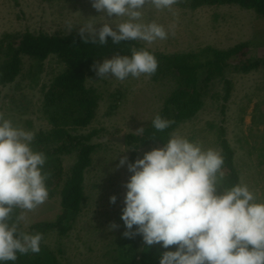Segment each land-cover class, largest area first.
Segmentation results:
<instances>
[{"label": "clouds", "instance_id": "9594fccd", "mask_svg": "<svg viewBox=\"0 0 264 264\" xmlns=\"http://www.w3.org/2000/svg\"><path fill=\"white\" fill-rule=\"evenodd\" d=\"M181 0H91L101 15L74 23L67 19L66 32L79 26L84 44L106 46L142 41L152 45L175 34ZM149 12H168L173 22L148 21ZM101 25L97 27V25ZM158 60L148 47L130 49L93 64L100 79L151 76ZM173 121L157 114L153 129L163 132ZM36 133L14 124L0 111V264H15L21 255L38 254L43 234L29 231V215L49 199L45 171L47 156L33 147ZM120 156V155H119ZM131 174L121 220L123 235L142 236L147 246L164 249L159 264H264V199L243 181L224 186V158L215 148L172 134L162 147L130 161L120 157L117 167ZM117 195L110 202H117ZM18 214L13 218L15 210ZM112 229L119 225L113 223ZM171 246H176L174 250Z\"/></svg>", "mask_w": 264, "mask_h": 264}, {"label": "rangeland", "instance_id": "374dc122", "mask_svg": "<svg viewBox=\"0 0 264 264\" xmlns=\"http://www.w3.org/2000/svg\"><path fill=\"white\" fill-rule=\"evenodd\" d=\"M176 9L178 20L175 34L167 40L146 45L148 48L173 54L199 52L208 46L228 49L240 42H251L249 56L264 54V15L256 9H246L237 4L203 6L196 10L176 5ZM99 15L101 13L92 7L91 0H0V36L5 32L26 30L70 34L79 32V26L66 32L64 24L67 19L74 23H83L88 19L100 21L102 17H89ZM146 19L156 20L167 27L174 18L168 12H149ZM44 64L38 83H33L29 77L21 80L19 76V83L16 82L19 90L15 84L0 89V111L5 113L6 118L12 114L19 117L20 126L35 132L52 127L40 112L42 86L49 82L53 70L60 69L54 58L46 60ZM227 78L233 85L229 99H224V82L215 79L209 84L203 109L172 134L183 135L205 148L211 147L221 152L214 126L224 128L223 138L235 151L240 181L247 183L260 199H264V69L248 74L228 73ZM97 79L95 75L93 83L103 92L114 93L122 89L124 95L118 104L103 99L93 123L78 132L97 130L96 141L107 144L97 150L87 170L85 185L88 199L73 227L66 236H59L57 231H53L44 239V243L55 250L60 264H134L140 257L137 252L134 256H122L124 247H130V243L125 241L128 238L123 235L126 229L121 220L126 192L124 185L129 172L126 165H117L120 157H129L131 153L124 143L126 136L142 133L164 106L167 91L174 81L172 77H161L155 82L151 76L130 77L123 82L114 78ZM14 90H17L16 100L20 101L22 108L13 111L11 106H15L13 102L11 105V97ZM111 105L115 109H110ZM28 120L32 124H26ZM75 157L65 156V177ZM114 194L118 199L112 204L110 197ZM62 210L61 197L57 194L29 215L33 223L52 221L58 218ZM113 223L119 227L112 229L110 226ZM58 246H62V252L57 250Z\"/></svg>", "mask_w": 264, "mask_h": 264}, {"label": "trees", "instance_id": "16d2710c", "mask_svg": "<svg viewBox=\"0 0 264 264\" xmlns=\"http://www.w3.org/2000/svg\"><path fill=\"white\" fill-rule=\"evenodd\" d=\"M223 4H237L246 9H256L264 15V0H181L178 5L196 10L203 6ZM250 44L251 42H240L228 49L208 46L199 52L173 54H164L149 48L159 64L157 72L151 75L152 79L158 82L161 77H172L174 81L167 91L164 106L158 112L173 123L163 132H158L153 129L151 120L141 134H128L124 143L131 152L129 160L135 161L143 156L142 152L157 146L162 147L181 124L194 119L205 106L209 84L212 81L218 79L224 82V99L228 100L233 88L232 82L227 78L228 73L248 74L264 69V54L249 56ZM133 47L140 49L147 46L140 41L113 45L111 38L106 46L84 44L76 31L70 34H51L26 30L5 32L0 36V89L17 85L19 76L21 80L29 77L33 83H38V77L44 71V63L50 58H54L60 65L59 70H53L49 82L42 86L40 112L52 127L36 131L33 142L34 149L44 152L47 156L45 171L49 174V198L60 194L63 208L57 219L35 222L28 228L29 231L42 233L44 239L53 231H57L59 236H66L73 227L88 199L85 185L87 170L91 167L97 150L107 144L104 141H96L97 130L78 132L93 123L103 99L107 98L108 101L118 104L124 95L122 89L114 93L100 90L93 83L96 72L92 66L97 61L118 53L130 54ZM15 88L20 89L19 85ZM17 90H14L11 97V105L13 102L15 106H11L13 111L22 108L20 101L16 100ZM113 108L115 109V106L111 105L110 109ZM8 109L10 110V107ZM7 118L14 124L21 125L19 117L12 114ZM30 123L32 124L29 120L26 122L29 125ZM210 127L213 128V125L210 124ZM214 128L224 158L223 170L227 172L224 186L230 187L241 182L235 163V151L229 141L223 138L225 129L215 126ZM66 155L76 157L65 177ZM18 212L19 209L15 210L13 218ZM44 239L38 254L21 255L15 264H60L55 250L47 246ZM125 241L130 243V247H124L122 256L130 257L134 256L135 252L139 253V260L134 264H159L163 252L168 250L158 244L147 246L140 235ZM175 247L171 246V249L174 250ZM57 250L62 252V246H58Z\"/></svg>", "mask_w": 264, "mask_h": 264}]
</instances>
